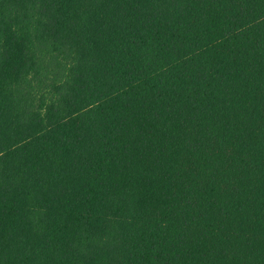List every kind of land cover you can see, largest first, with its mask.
<instances>
[{
    "label": "trees",
    "instance_id": "16d2710c",
    "mask_svg": "<svg viewBox=\"0 0 264 264\" xmlns=\"http://www.w3.org/2000/svg\"><path fill=\"white\" fill-rule=\"evenodd\" d=\"M0 264H264V0H0Z\"/></svg>",
    "mask_w": 264,
    "mask_h": 264
}]
</instances>
